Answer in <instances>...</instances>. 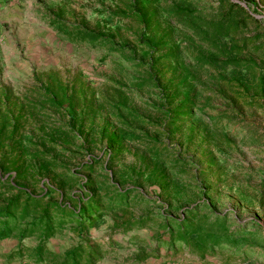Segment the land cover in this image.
I'll return each mask as SVG.
<instances>
[{
  "label": "rangeland",
  "instance_id": "374dc122",
  "mask_svg": "<svg viewBox=\"0 0 264 264\" xmlns=\"http://www.w3.org/2000/svg\"><path fill=\"white\" fill-rule=\"evenodd\" d=\"M103 1L108 2L0 0V106L19 119V132L26 137L43 138L54 131L66 140L65 144L63 140L52 144V153L44 156L46 160L54 159V175H44L41 179L29 176L23 183L29 190L40 193L43 183L45 192V187H60L56 184L58 179L67 177L69 182L64 193L79 196L87 173L76 168L89 158L101 157L91 177L104 185L110 184L112 171L120 174L129 166H143L141 152L147 141L142 136L137 141L125 138L121 152L111 154L109 158L106 140L101 135L104 128L119 133L127 127L126 120L115 108L121 99L126 100L127 106L146 119L145 130L149 134H160L162 145L171 155L187 159L190 174L183 175L182 181L194 186L198 180L197 185L207 188L206 196L198 191L196 201L209 200L210 205L202 206V211L210 208V211L226 215V228L234 230L235 240L226 237V242L228 239L232 242L222 245L218 243L219 238H215L214 242L221 247H216L213 253L208 251L201 258L178 244L175 249L166 244L159 247L154 240L153 223L128 231L116 230L113 226L122 221L121 212L107 213L88 232L90 239L106 251L98 264H264V84L258 81L264 79V0L249 7L258 20L253 21L246 32L260 35L258 43L242 53L257 62L256 68L247 75L249 92L245 93L237 85L219 84L213 70L200 71L195 80L197 105L192 114L178 117L169 128L154 107V103L161 104L164 100L155 84L135 88V79L144 73L142 68L136 67L135 60L118 52H109L110 48L101 41L70 40L64 32L57 30L58 25L55 20L53 23L49 12L52 9L60 11L63 22L69 27L87 25L92 29L98 26L97 23L104 22V14L100 13ZM207 3L208 0H200L199 7L208 9ZM119 26L123 28L124 38L134 43L137 39L135 23L125 21ZM179 32V29L174 32L177 41L184 35ZM182 50V60L190 63V50L184 48V44ZM161 67L166 73L161 77L162 84L169 87L172 68L167 64H161ZM223 72L229 75L230 69ZM53 76L65 86L66 97L74 100L76 114L73 120L67 103L54 106L50 103L49 93L44 90ZM53 85L58 87L57 82ZM3 95L6 101H3ZM36 143L42 150L43 145ZM72 171L79 175H73ZM114 180L122 186L131 183L126 179ZM201 180L207 181L199 184ZM143 192L148 201L131 205L127 211L138 213L146 205L156 214L165 210L166 204L152 199L150 187L145 185ZM60 193V190L51 191L46 199H58ZM200 238L201 252L207 247L215 248L206 242L203 233ZM163 239L168 241L167 236ZM79 241L76 232L66 226L49 239L47 247L62 254ZM35 245V237L22 242L15 237L1 239L0 264H38L29 256ZM18 248L25 255L16 253L12 257L11 253ZM145 252L150 255L144 260H136Z\"/></svg>",
  "mask_w": 264,
  "mask_h": 264
},
{
  "label": "trees",
  "instance_id": "16d2710c",
  "mask_svg": "<svg viewBox=\"0 0 264 264\" xmlns=\"http://www.w3.org/2000/svg\"><path fill=\"white\" fill-rule=\"evenodd\" d=\"M199 2L200 0L103 1L100 13L104 14V22L97 23L98 26L92 29L87 25L69 27L63 22L60 11L52 9L53 12H49L53 23L55 20L58 25L57 30L64 32L70 40L90 43L101 41L110 48L109 52H118L135 60L136 67L142 68L144 73L135 79L134 86L145 88L155 84L154 87L159 89L164 100L161 104L154 103V107L164 117L163 124L169 128L174 126L178 117L192 114L197 105L195 80L200 71L213 70L217 73L216 80L219 84L223 82L237 85L248 93L250 88L247 75L257 64L253 57H244L242 53L260 40V35H248L246 32L251 23L258 20L249 11V7H255L258 0H208V9L200 8ZM125 21L136 25L137 39L134 43L127 41L121 33L123 28L119 23ZM177 29L184 34L179 41L174 39ZM182 44L190 50L191 61L188 64L181 58ZM161 64L172 68L173 76L168 82L169 87L162 84L161 77L166 73L161 71ZM228 68L230 74L225 75L223 71ZM258 81L264 84V79L260 78ZM56 82L57 88L53 85ZM45 85L47 88L44 90L51 97L50 103L57 107L67 103L73 120L76 114L74 100L66 97L67 90L63 89V83L53 76L50 77V83ZM2 92L8 94L6 91ZM4 98L6 99L5 95L2 99L6 101ZM126 104V100L121 99L115 108L126 120L127 127L119 133L109 132L104 128L101 135L106 140L105 149L109 158L111 154L121 152L125 138L137 141L142 136L147 141L141 152L143 166H129L120 174L111 170V182L104 185L91 177L101 157L89 158L76 168L87 173L79 196H66L64 193L69 182L67 177L58 179L56 184L60 187H45V192L44 183L40 193L25 186L23 181L29 176L41 179L44 175H54V159L44 158L46 153H52V144L61 140L65 144L66 140L54 131L45 134L43 138L26 137L19 132V119L0 106V240L15 237L22 242L26 238L35 237L36 245L30 250L29 256L38 264H98L106 251L99 243L90 239L88 232L105 214L118 212H121L122 221L116 223L114 229L128 231L153 223L154 240L159 247L166 244L175 249L178 244L201 258L208 251L213 253L216 247H221L219 244L232 242H228L230 238L235 240L234 230L226 228V215L210 211V208L208 211L201 210L202 206L210 203L207 199L200 203L195 198L198 191L204 196L208 193L207 188L197 185L198 175L194 186L182 181L183 175L190 174L187 159L171 155L162 145L161 135L149 134L145 130L146 119ZM36 142L43 145L42 150ZM110 162L111 159L107 165ZM105 169L108 170L106 166ZM72 174L79 175V172L72 171ZM116 178L126 179L131 183L122 186L121 182L114 180ZM206 181L201 180L199 184ZM145 185L153 192L152 199L155 202L161 200L167 205L165 210L156 214V211H150L146 205L138 213L127 211L131 205L148 201L143 192ZM56 190L61 192L58 199H46L51 191ZM66 226L76 232L80 241L62 254H56L48 249L47 242ZM200 233L215 248L207 247L206 251L201 252ZM164 236H167L168 241H164ZM226 237L229 238L227 242ZM215 238H219V244L214 242ZM17 250L11 253L12 257L16 253L25 255L22 249ZM148 255L150 254L147 252L142 253L136 260H144Z\"/></svg>",
  "mask_w": 264,
  "mask_h": 264
},
{
  "label": "water",
  "instance_id": "95a60500",
  "mask_svg": "<svg viewBox=\"0 0 264 264\" xmlns=\"http://www.w3.org/2000/svg\"><path fill=\"white\" fill-rule=\"evenodd\" d=\"M242 5H244L242 2H241Z\"/></svg>",
  "mask_w": 264,
  "mask_h": 264
},
{
  "label": "crops",
  "instance_id": "0c3cea01",
  "mask_svg": "<svg viewBox=\"0 0 264 264\" xmlns=\"http://www.w3.org/2000/svg\"><path fill=\"white\" fill-rule=\"evenodd\" d=\"M250 247V246H249Z\"/></svg>",
  "mask_w": 264,
  "mask_h": 264
}]
</instances>
